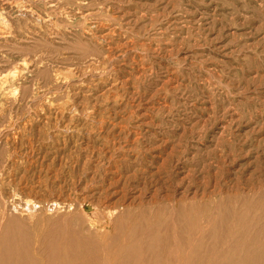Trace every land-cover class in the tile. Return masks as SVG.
<instances>
[{
    "label": "rangeland",
    "instance_id": "rangeland-1",
    "mask_svg": "<svg viewBox=\"0 0 264 264\" xmlns=\"http://www.w3.org/2000/svg\"><path fill=\"white\" fill-rule=\"evenodd\" d=\"M1 27L0 264H264V0H0Z\"/></svg>",
    "mask_w": 264,
    "mask_h": 264
},
{
    "label": "bare ground",
    "instance_id": "bare-ground-1",
    "mask_svg": "<svg viewBox=\"0 0 264 264\" xmlns=\"http://www.w3.org/2000/svg\"><path fill=\"white\" fill-rule=\"evenodd\" d=\"M4 2H5V1H4ZM7 3H9V2H7ZM10 3H11V2H10ZM12 8H13V7H12ZM25 9H26V8H25ZM83 15H84V14H83ZM7 20H8V19H7ZM55 25H56V24H55ZM10 26H11V25H10ZM13 27H14V26H13ZM5 29H6V28H5ZM5 29H3V27L0 28V37H4V35H5L6 31H7V30L5 31ZM56 29H57V28H56ZM110 29H111V28H110ZM10 30H11V29H10ZM44 31H45V30H44ZM10 32H11V31H10ZM7 35H8V34H7ZM10 35H11V34L9 33V36H10ZM9 36H8V37H9ZM34 42H35V41H34ZM128 48H129V47H128ZM84 53H85V52H84ZM86 55H87V54H86ZM97 60H98V59H97ZM90 64H91V63H90ZM92 64H94V63H92ZM92 64H91V66H92ZM101 64H102V63H101ZM69 67H70V66H69ZM90 68H91V67H90ZM95 68H96V67H95ZM9 69H10V68H9ZM16 69H17V68H16ZM91 69H92V68H91ZM143 69H144V68H143ZM59 70H60V69H59ZM81 70H82V69H81ZM71 72H72V71H71ZM8 73H9V71H8ZM75 73H76V72H75ZM6 74H7V73H6ZM6 74H5V75H6ZM9 75H10V74H9ZM88 75H89V74H88ZM91 75H92V74H91ZM7 76H8V74H7ZM3 77H4V76H3ZM67 77H68V76H67ZM89 77H90V76H89ZM7 78H8V77H7ZM10 78H11V77H10ZM87 78H88V77H87ZM92 78H93V77H92ZM1 80H2V77H1ZM9 80H10V79H9ZM88 82H89V81H88ZM74 83H75V82H74ZM3 84H4V83H3ZM22 85H23V84H22ZM89 85H90V84H89ZM95 85H96V84H95ZM95 85H94V86H95ZM56 86H57V85H56ZM100 87H101V86H100ZM80 89H81V88H80ZM11 95H12V94H11ZM76 95H77V94H76ZM91 95H92V94H91ZM18 97H19V96H18ZM25 97H26V96H25ZM87 101H88V100H87ZM9 107H10V106H9ZM101 110H102V109H101ZM145 114H146V113H145ZM70 118H71V117H70ZM102 119H103V118H102ZM79 120H80V119H79ZM103 120H104V119H103ZM77 121H78V120H77ZM86 121H87V120H86ZM92 121H93V120H92ZM84 122H85V121H84ZM146 123H147V122H146ZM81 127H82V126H81ZM81 127H80V128H81ZM100 129H101V128H100ZM5 131H6V130H5ZM101 131H102V130H101ZM76 145H77V144H76ZM103 159H104V158H103ZM100 160H101V159H100ZM92 167H93V166H92ZM65 203H66V202H65ZM1 204H2V203H1ZM1 204H0V207H1V206L4 207V206L1 205ZM9 205H10V204H9ZM50 206H51V205H50ZM23 207H24V206H23ZM53 207H54V206H53ZM0 209H1V208H0ZM23 209H24V208H23ZM50 209H51V208H50ZM52 209H53V208H52ZM1 210H2V209H1ZM24 210H25V209H24ZM6 211H7V210H6ZM19 211H20V210H19ZM58 211H59V210H58ZM9 212H10V211H9ZM33 213H34V212H33ZM60 213H61V212H60ZM4 214H5V212H4ZM4 216H5V215H4ZM4 216H3V217H4ZM15 216H16V215H15ZM15 216H14V217H15ZM27 216H28V215H27ZM61 216H62V215H61ZM5 217H6V216H5ZM5 217L3 218V220L5 219ZM10 217H12V216H10ZM15 218L17 219L18 217H15ZM15 218H13V219H15ZM13 219H12V220H13ZM28 219H29V218H28ZM70 219H71V218H70ZM3 220H2V221H3ZM19 220H20V219H19ZM22 220H23V219H22ZM22 220H21V221H22ZM37 221H38V220H37ZM49 221H50V220H49ZM10 222H11V221H10ZM19 222H20V221H19ZM2 223H3V222H2ZM5 223H6V222H5ZM38 223H39V222H38ZM10 224H11V223H10ZM24 224H25V223H24ZM63 225H64V224H63ZM6 226H7V225H6ZM19 226H20V225H19ZM26 226H27V225H25V227H26ZM15 227H16V226H15ZM17 227H18V224H17ZM17 227H16V228H17ZM25 227L22 228V229L25 230ZM2 228H3V227H2ZM20 228H21V227H19V230L21 231L22 229H20ZM26 228H27V227H26ZM5 231H6V230H5ZM7 231H8V230H7ZM11 231H12V230H11ZM11 231H10V232H11ZM22 231H23V230H22ZM28 231H29V230H28ZM3 232H4V230H3ZM15 232H16V231H15ZM6 233H7V232H6ZM8 233H9V232H8ZM26 233L29 234L27 231H26ZM13 234H14V233H13ZM20 234H21V233H20ZM14 235H15V234H14ZM12 236H13V235H12ZM16 236H18V235H16ZM19 236H20V235H19ZM27 236H28V235H27ZM27 236H25V237L22 236L21 238H23V237H24V238H27ZM0 237H1V236H0ZM15 238H16V237H15ZM15 238H14V239H15ZM21 238H20V239H21ZM84 238H85V237H84ZM11 239H13V237H12ZM17 239H18V238H17ZM17 239H15V241H18ZM75 239H76V238H75ZM82 239H83V238H82ZM2 240H3V239H2ZM2 240H1V242H2ZM8 240H10V239H8ZM8 240H7V241H8ZM21 240H22V242H21ZM21 240H20V242L23 243L24 240H23V239H21ZM26 240H27V239H26ZM38 240H39V239H38ZM10 241H12V240H10ZM91 241H92V240H91ZM24 243H25L26 245H27V244L29 245V243H27L26 241H25ZM24 243H23V244H24ZM4 244H5V243H4ZM10 244H12V246H13L14 243H10ZM23 244H19V245H22V247H25V246H23ZM25 244H24V245H25ZM6 245H7V244H6ZM17 245H18V244H17ZM3 246H5V245H3ZM9 246H11V245H9ZM29 246H30V245H29ZM0 247H1V245H0ZM2 248H3V247H2ZM11 248H12V247H8V246H6V249H4V252H2L1 256H4V255H5V256L13 257V256H14V253H15V251H16V249H15V251H14V250H11ZM15 248H16V247H15ZM29 248H30V247H28L27 251L30 250L29 253L31 254V248H30V249H29ZM0 249H1V248H0ZM12 249H14V247H13ZM18 249H19V248H18ZM22 249H23V248H22ZM2 251H3V250H2ZM27 251H26V252H27ZM17 253H18V250H17ZM27 253H28V252H27ZM29 253H28V254H29ZM224 253H225V252H224ZM257 254H258V253H257ZM19 255H20V253H19ZM97 255H98V254H97ZM15 256H16V254H15ZM21 256H22V253H21ZM24 256H25V255H24ZM31 256H32V254H31ZM101 256H102V255H101ZM19 257H20V256H19ZM27 257L29 258V256H27ZM27 257H26V259H27ZM103 257H104V256H103ZM8 258H9V257H8ZM34 258H35V257H34ZM36 258H37V257H36ZM11 259H13V258H11ZM15 259H16V258H15ZM4 260H6V259H4ZM4 260H3V261H4ZM8 260H9V259H8ZM28 260H29V259H28ZM3 261H2V262H3ZM14 261H15V260H14ZM18 261H19V260H18ZM26 261H27V260H26ZM8 263H9V262H8ZM10 263H11V262H10ZM27 263H28V262H27ZM33 263H34V262H33ZM33 263H32V264H33ZM37 263L39 264V262H37ZM13 264H18V262L15 261ZM19 264H23V263L20 261ZM72 264H73V263H72Z\"/></svg>",
    "mask_w": 264,
    "mask_h": 264
}]
</instances>
